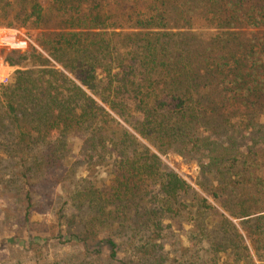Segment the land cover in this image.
Returning <instances> with one entry per match:
<instances>
[{"label": "trees", "instance_id": "16d2710c", "mask_svg": "<svg viewBox=\"0 0 264 264\" xmlns=\"http://www.w3.org/2000/svg\"><path fill=\"white\" fill-rule=\"evenodd\" d=\"M50 2L69 31L48 42L47 58H19L29 68L0 94V155L10 165L19 157L8 175L71 182V203L107 229L67 238L88 254L105 246L110 261L120 249L146 261L163 221L195 209L203 239L213 238L204 216L219 218L214 257L264 264V214L255 208L264 200V0ZM76 138L80 165L105 167L107 182H74L67 153ZM170 152L195 155L198 187L215 206L163 165ZM26 181L0 182V196L24 195L25 218L35 195ZM19 240L0 239V247Z\"/></svg>", "mask_w": 264, "mask_h": 264}, {"label": "rangeland", "instance_id": "374dc122", "mask_svg": "<svg viewBox=\"0 0 264 264\" xmlns=\"http://www.w3.org/2000/svg\"><path fill=\"white\" fill-rule=\"evenodd\" d=\"M50 1H36L42 6L41 20L36 23L33 17H30L32 8L30 0H0V32L1 30H21L28 35L38 48H32L33 50L28 48L24 51L26 53H2L3 68L1 72L6 68L9 75L4 76L5 81L0 87V94L5 86L12 84L16 72L26 71L29 68V64L25 61L19 63L20 59H25L33 52L47 58V55L43 52L47 51L48 42L55 35L69 31L64 27V17L52 9L54 7ZM16 59L18 61L15 63ZM51 63L55 65L56 69H60L53 61ZM68 146L67 156L70 158V163L75 165L74 182L87 177L94 178L93 181L96 185L107 182L108 173L105 167L97 166L90 171L78 162L81 161L78 138L70 139ZM18 159L19 157L14 158L11 165L5 159L0 163V182L10 179L26 181V177L20 178L13 177L11 174L8 175ZM160 159L169 170L176 172L187 181L194 192L201 197H205L209 204L215 206L213 201L198 187V182H202L201 171L193 153L189 154L188 157H181L170 152L160 156ZM4 167L7 168L3 169ZM62 172L63 169H61ZM208 181L209 186L210 178H208ZM26 184L32 186L35 190L33 196L34 206L28 210L29 215L27 218H25L26 213L24 210L26 204L22 203L24 195L19 198L13 196L12 199L11 197L0 196V239H20L17 243L0 247V264H191L192 261H195V264H234L231 262L233 259H227L223 254L218 257L211 254V244L217 243L215 238L221 237L214 229L219 218L211 215L210 212L204 216V218H208L205 223L207 232L213 238L211 239V236H208V239H203L199 234L200 230L198 231L199 221L197 217L193 216L195 209L191 211V214L182 212L180 217L163 221L165 228L162 239L147 244L148 254H150L148 261H143L140 256L133 260L131 256L128 257L123 249H120L116 260L110 261L109 250L105 246L100 249V254H88L85 251L86 248L74 238H81V233L86 229L105 228L104 233L99 234V238H101L103 234L106 236L107 229L105 224L98 225L94 223L92 226V219L95 218L94 213L84 208L79 209L71 203L72 183L67 181L60 184L51 182L40 185L34 179H31L30 183L27 182ZM246 188L249 187L246 186ZM238 189L236 188V193L232 195V203H228L234 208L238 201L236 198ZM7 199L10 201H6ZM255 208H258V212L264 214V200L259 202ZM228 219L238 228L237 220ZM69 236L74 238L68 240ZM56 237L60 239L57 240ZM234 246L236 245L234 244ZM230 254L233 255V258L236 257L234 252H230ZM240 264H243V262H240Z\"/></svg>", "mask_w": 264, "mask_h": 264}, {"label": "built area", "instance_id": "2783aa9c", "mask_svg": "<svg viewBox=\"0 0 264 264\" xmlns=\"http://www.w3.org/2000/svg\"><path fill=\"white\" fill-rule=\"evenodd\" d=\"M28 48H37L33 41L28 37L25 32L21 30H1L0 32V87L5 81V78L1 75L3 68L2 53L10 52H24Z\"/></svg>", "mask_w": 264, "mask_h": 264}]
</instances>
